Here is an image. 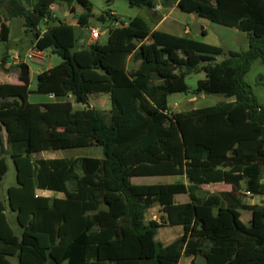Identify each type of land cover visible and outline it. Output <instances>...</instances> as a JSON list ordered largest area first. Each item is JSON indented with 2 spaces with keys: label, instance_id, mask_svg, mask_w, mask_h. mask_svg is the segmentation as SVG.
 <instances>
[{
  "label": "trees",
  "instance_id": "trees-1",
  "mask_svg": "<svg viewBox=\"0 0 264 264\" xmlns=\"http://www.w3.org/2000/svg\"><path fill=\"white\" fill-rule=\"evenodd\" d=\"M127 1L149 11L157 4ZM160 3L245 32L249 49L227 51L152 31L140 16L111 27L106 43L79 47L75 25L57 18L53 6L76 8V25L89 27V0H0V21L21 18L32 32L28 50H52L61 59L37 75L35 92L64 100L31 103V70L23 61L17 66L21 83H0V264H179L184 255L191 264H264V205L249 207L246 226L233 193L201 190L242 167L248 189L263 194L264 106L246 76L257 60L264 64V0ZM107 19L118 18L110 11L97 18ZM201 72L206 77L197 82V94L235 100L172 112L169 96L188 92L187 77ZM100 93L110 95V110L90 106V97ZM90 147L102 148L103 156L34 159L45 151ZM9 159L16 184L4 200ZM155 174H182L192 183L131 182ZM177 194H188L190 202L175 204ZM154 203L171 225L184 229L167 246L156 241L160 224L146 219Z\"/></svg>",
  "mask_w": 264,
  "mask_h": 264
},
{
  "label": "rangeland",
  "instance_id": "rangeland-1",
  "mask_svg": "<svg viewBox=\"0 0 264 264\" xmlns=\"http://www.w3.org/2000/svg\"><path fill=\"white\" fill-rule=\"evenodd\" d=\"M93 4V12L94 18L90 22L89 27L76 26V31L79 40L83 39L84 32L87 31V28L92 27H100L103 30L106 29L109 25L113 23V20H106L105 23H102L97 20L98 17L105 15L108 11H115L119 18L124 22H129L130 19L140 16L147 19L150 23V27L152 31L154 30L153 24L150 22L152 16L150 15L152 11H149L146 8H139L131 6L127 0H89ZM55 9L54 14L57 18H60L68 23H76L77 12L76 8H73L70 11L69 16H64L60 12V6H53ZM71 9V8H70ZM69 9V10H70ZM167 12L171 13L174 23L167 28L168 31H174L175 33H183L185 27L191 29L193 35L198 37L199 41H203L205 43L217 44L220 47H223L225 50L229 51H237L244 52L249 49V38L245 32H242L234 27H228L219 23L211 22L206 19L199 18L195 14L186 13L178 9L176 6L168 7L166 9ZM3 14L5 15L4 9H2ZM78 12H81L79 8ZM24 20L21 18H14L9 21H0V36L3 38V41H0V57L3 54H6L8 51H18L19 54H22V58L26 57V53L28 51V47L34 45L32 41L34 40V36L31 31H28L24 25ZM9 28V31H8ZM46 26L42 25L41 29H45ZM206 31V36L203 34V31ZM7 36V38H6ZM108 40V33L104 32L102 37L99 39L100 43H106ZM149 41H151L149 39ZM34 42V41H33ZM49 51H46L45 55ZM223 57H219L221 60ZM35 59H27L29 65L32 67V83L31 89H35L37 87V76L36 72L38 70L44 69L42 66H38V63L34 61ZM16 61V60H14ZM61 62L59 56H55L52 63L53 65H57ZM44 63H50V59H44ZM19 69L14 66L13 69L9 70V73L12 77H16L17 71ZM206 74L204 72L195 73L187 77L186 82L188 85V92L186 93H174L169 96V104L171 110L174 112L180 106L183 110H187L191 107L199 106H209L220 101H228L229 99L225 98L223 94H211L205 95L202 97L201 94L196 93L197 82L201 79H204ZM246 82L252 88L253 93L255 94L258 101L264 106V64L257 60L251 67V70L246 76ZM196 97V100H194ZM37 95L32 96V100H37ZM92 107L97 109H101L103 111H108L111 108L110 95H92L90 97V103ZM82 105L75 103V108H81ZM84 156H94V157H102V148L100 147H90V148H77L71 150H57V151H47L42 154H37L34 156L36 159H49L56 157H84ZM9 171L7 172L2 188H1V198L6 200L7 198V190L10 186L16 184V168L12 160L9 159ZM56 196V195H52ZM258 199L260 196H257ZM264 197V196H263ZM262 198V197H261ZM248 213H243V221L244 223L247 221L246 217ZM148 221V220H147ZM246 226H250L248 222H246ZM178 230H175V232ZM161 233L158 234V237ZM157 242H160V239H156ZM203 262L202 260H199ZM189 258L187 256H183L180 264H188Z\"/></svg>",
  "mask_w": 264,
  "mask_h": 264
},
{
  "label": "crops",
  "instance_id": "crops-1",
  "mask_svg": "<svg viewBox=\"0 0 264 264\" xmlns=\"http://www.w3.org/2000/svg\"><path fill=\"white\" fill-rule=\"evenodd\" d=\"M72 9L66 10L64 7H60V12L64 16H69L70 11H72ZM166 9L167 8H163V10L158 12V13H151L150 14L152 16L150 22L153 24L154 30H162V31H166V32H169L172 34L179 35V36H187V37H191V38L199 41L198 37L193 35L191 29L188 27L184 28L182 34L177 33V32L175 33L174 31H168L167 28H169L174 23V19H173L171 13L167 12ZM110 12H114L116 14V17L119 20H121L115 11H110ZM145 20L149 23V21L147 19H145ZM23 25H24V23H23ZM74 25H75V34L78 38L76 26H80V25H76V24H74ZM149 25H150V23H149ZM91 28H92V26L90 28H87V31L84 32L83 39L79 40V38H78L77 45L79 47H84L91 42V40H90V29ZM107 28H106V30H107ZM186 30H189V33L185 32ZM101 37H102V35L100 36V38ZM99 39H98V41H99ZM208 44H210V43H208ZM212 45L218 46L217 44H212ZM48 51L49 52L45 55V57L43 59L40 58V59L34 60L38 63V66L44 67V69L38 70L36 72V76L41 71L48 70L54 66L52 61L56 55L53 54L52 50H48ZM21 56H22V54H19L18 51H11V53H9L7 51L6 54H3V56L0 57V83L1 84H4V83L19 84V83H21V81L19 79V70L17 71L16 77H12L11 74L9 73V70L10 69L12 70L14 66L17 67L21 61L26 62L29 65L28 61L25 58L23 59ZM46 58L50 59V63H48V64L44 63V59H46ZM14 60H16V61H14ZM136 65L137 64L129 62V69H131V70L136 69V67H137ZM30 70H31V83H32L33 70H32L31 66H30ZM31 83H30V87H29L31 90V93L29 94V101L31 103L46 104V103H50V102L64 101L63 99H58V98L54 99L48 94H40V93L35 92V89L34 90L31 89ZM33 95H37V97H38L37 100L33 101L31 99ZM95 95H103V93L95 94ZM201 96L205 97V94H201ZM194 100H196V97H194ZM234 100H235L234 98H229V100L227 102H233ZM89 103H90V100H89ZM215 104H217V103H215ZM215 104L209 105V106H204V107H199V106L191 107L190 106V108L187 110H183L181 108L182 106H180V107L176 106L177 108L174 109V113L185 112V111H190L193 109H199V108H205V107H211V106H214ZM169 106H170V104H169ZM99 110H101V109H99ZM45 152H47V151H45ZM42 153H44V152L37 153V154H42ZM37 154H35V155H37ZM56 158H61V157H56ZM34 159H36V158H34ZM49 159H53V158H49ZM225 173H226L225 181L203 184L201 186L202 192H204L205 194L233 193V195L236 197V200L234 201V203L239 204L241 206L239 209V212L241 214L242 222L244 223L243 213L246 212V213H248V216L246 217V220H247L246 222L251 224L252 211L249 209V207L263 206L264 205V197H263L264 196V174L260 180V184L263 187V194H256L255 192L250 191L248 189L247 184H246V180L243 177L242 167H235L233 169L225 171ZM131 182L135 185H163V184H178V183H184V184L188 185V184L192 183L191 181H188L186 175H182V174H180V175L179 174L178 175H176V174H171V175H160V174L139 175V176L132 177ZM248 192L251 194L250 195L247 194ZM37 194L42 195V196L56 195V197H58V198L63 197V194H61V193H54L52 191H47V190H38ZM257 196H260V198L258 199ZM174 200H175V204H185V203L190 202V196L188 194H177V195H175ZM146 219L148 221L154 220L160 224V226L157 230L156 239L159 238L160 243H162L164 246L171 244L177 238L181 237L184 233V229L182 226H180V225L173 226L169 223L168 215L159 203H154L152 205V207H150L147 210ZM246 222L244 223L245 225H246ZM175 230H178V231L175 232ZM159 233H161V234L158 237ZM188 258H189L188 264H191L192 257H188Z\"/></svg>",
  "mask_w": 264,
  "mask_h": 264
},
{
  "label": "built area",
  "instance_id": "built-area-1",
  "mask_svg": "<svg viewBox=\"0 0 264 264\" xmlns=\"http://www.w3.org/2000/svg\"><path fill=\"white\" fill-rule=\"evenodd\" d=\"M162 10H163L162 4L160 3V0H157V4L155 5L154 8H152L151 11H152V13H158ZM110 14H111V16L116 18V14L114 12H110ZM128 24H129V22H124L122 20L115 19V20H113V23L108 26L107 30L106 29L103 30L100 27H92L90 29V40H91V42L97 41L104 32H109V29L111 27L120 28L123 26H127ZM185 32L189 33V30H186ZM45 53H46V51H41L37 47H33L27 51L25 58L26 59H40V58L43 59L45 57ZM247 194L250 195L251 193L248 192Z\"/></svg>",
  "mask_w": 264,
  "mask_h": 264
},
{
  "label": "water",
  "instance_id": "water-1",
  "mask_svg": "<svg viewBox=\"0 0 264 264\" xmlns=\"http://www.w3.org/2000/svg\"><path fill=\"white\" fill-rule=\"evenodd\" d=\"M54 6H56V5H54Z\"/></svg>",
  "mask_w": 264,
  "mask_h": 264
}]
</instances>
